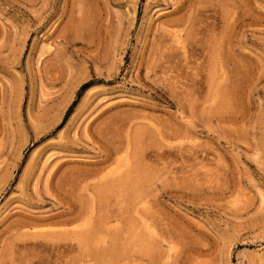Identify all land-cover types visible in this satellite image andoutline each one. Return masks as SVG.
Segmentation results:
<instances>
[{"label": "rangeland", "instance_id": "1", "mask_svg": "<svg viewBox=\"0 0 264 264\" xmlns=\"http://www.w3.org/2000/svg\"><path fill=\"white\" fill-rule=\"evenodd\" d=\"M0 264H264V0H0Z\"/></svg>", "mask_w": 264, "mask_h": 264}, {"label": "bare ground", "instance_id": "2", "mask_svg": "<svg viewBox=\"0 0 264 264\" xmlns=\"http://www.w3.org/2000/svg\"><path fill=\"white\" fill-rule=\"evenodd\" d=\"M181 7V6H180ZM179 11V10H178ZM175 13H177V10H174L173 12H171V14L173 15V14H175ZM189 17H190V15H189ZM188 21V20H187ZM191 22V21H190ZM187 23V22H186ZM188 23H189V21H188ZM179 25H181V24H179ZM172 26H178V22L177 23H175V22H172ZM185 33L187 34V32L185 31ZM201 33V32H200ZM201 35H203V34H201ZM188 36V38H189V35H187ZM186 36V37H187ZM164 37V36H163ZM175 37L178 39V40H183V35H182V32H176L175 33ZM185 39V38H184ZM185 40H187V39H185ZM189 40V39H188ZM187 40V41H188ZM186 42V41H185ZM71 210V209H70ZM69 213H71L70 211H69ZM68 213V214H69ZM56 219V218H55ZM72 219H74V218H72ZM71 219V220H72ZM52 220H54V219H52ZM32 221V220H31Z\"/></svg>", "mask_w": 264, "mask_h": 264}, {"label": "trees", "instance_id": "3", "mask_svg": "<svg viewBox=\"0 0 264 264\" xmlns=\"http://www.w3.org/2000/svg\"><path fill=\"white\" fill-rule=\"evenodd\" d=\"M89 86V84H85L82 86L81 88V91L85 90L87 87ZM79 97V93H78V96ZM76 101L70 106V108L68 109L66 115H65V118H64V121L69 117V115L71 114L72 110H73V107L75 105Z\"/></svg>", "mask_w": 264, "mask_h": 264}]
</instances>
